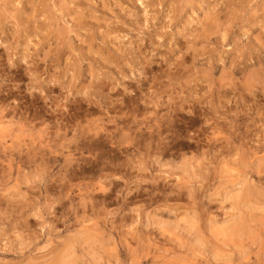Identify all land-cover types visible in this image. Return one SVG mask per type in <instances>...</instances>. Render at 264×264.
Returning a JSON list of instances; mask_svg holds the SVG:
<instances>
[{"label":"rangeland","instance_id":"rangeland-1","mask_svg":"<svg viewBox=\"0 0 264 264\" xmlns=\"http://www.w3.org/2000/svg\"><path fill=\"white\" fill-rule=\"evenodd\" d=\"M150 50L157 74L235 100L240 115L203 128L204 144L189 153L207 157L201 171L165 172L127 205L109 197L71 228L58 224L52 246L37 252L46 243L36 242L37 194L22 174L51 159L55 114L44 97H64L66 86L107 91L125 60ZM165 52L170 69L158 59ZM0 82V264H264V0H0ZM99 119L85 132L106 150ZM85 171L72 180L82 193L106 175L98 164Z\"/></svg>","mask_w":264,"mask_h":264},{"label":"clouds","instance_id":"clouds-1","mask_svg":"<svg viewBox=\"0 0 264 264\" xmlns=\"http://www.w3.org/2000/svg\"><path fill=\"white\" fill-rule=\"evenodd\" d=\"M144 30H150L147 23L142 27L141 36ZM167 55L165 52L158 59L160 63L168 64L170 69V61L165 59ZM156 63L157 52L150 50L134 62L125 60L117 68L118 78L110 77L114 83L107 91L101 87L86 92L82 88L66 86L64 97H44L45 104L55 114L51 124L47 125L51 134V159L46 155L40 162L32 160V170L22 174L29 176L25 183L37 194L33 201L37 209L34 214L39 221L35 230L36 242L46 241L36 249L37 252L45 253L52 246V237L62 231L58 224H63L65 229L71 228L82 214L94 211L109 197L119 205H127L129 197L139 192L140 186L154 182L155 177L165 172L187 175V168L195 175L201 171V164L207 157L197 158L189 153H194L204 144L203 128L216 125L221 120L227 121L229 115H240L235 100H214L210 90H202L194 82L178 83L167 71L157 74L154 69ZM93 76L96 78L95 74ZM12 88L18 89L19 84L12 85ZM3 90L4 84L0 82V92ZM97 96H100L99 101ZM78 97L87 104L86 108L78 106ZM73 104H77L76 111L70 112ZM231 106H236V110L230 111ZM141 107L145 109V115L138 114ZM81 112L83 115L79 116ZM97 116L106 138V150L97 147L98 135H93L91 141L87 140V122L90 117ZM70 119L75 120L74 125L68 122ZM69 130L73 132L71 138L67 135ZM79 136L85 137L83 145L78 142ZM72 145H75L74 150H70ZM57 155L64 157L63 163L56 158ZM177 158H180L179 164L176 163ZM94 164L106 170L105 178L102 182L89 184L87 192L82 193L78 188L83 185L73 184L72 180L90 175L85 169ZM117 172L121 174H115ZM145 174L153 179L145 180ZM47 189L55 192V198ZM169 195L177 193L170 192ZM14 234L18 240L23 238L20 232Z\"/></svg>","mask_w":264,"mask_h":264},{"label":"bare ground","instance_id":"bare-ground-1","mask_svg":"<svg viewBox=\"0 0 264 264\" xmlns=\"http://www.w3.org/2000/svg\"><path fill=\"white\" fill-rule=\"evenodd\" d=\"M183 188V187H182ZM158 225V224H157Z\"/></svg>","mask_w":264,"mask_h":264}]
</instances>
